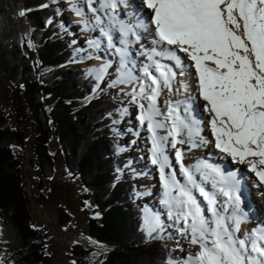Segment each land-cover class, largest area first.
<instances>
[{
  "label": "trees",
  "instance_id": "trees-1",
  "mask_svg": "<svg viewBox=\"0 0 264 264\" xmlns=\"http://www.w3.org/2000/svg\"><path fill=\"white\" fill-rule=\"evenodd\" d=\"M52 1L0 0V74L11 88L14 104L12 118L0 104V256L12 264H51L43 229L31 225L23 163L24 152L30 149L28 161L38 175L34 198L44 206L54 176L49 152L54 140L66 173L84 190L81 205L85 207L89 198L93 203L85 209V235L112 247L97 255L86 245L72 244L69 260L167 264L171 249L141 228L142 211L131 201L129 183L116 171L118 147L111 114L119 104L103 90L95 98V78L87 68L68 64L74 49L61 36V25L51 22L58 13L57 7H50ZM71 223L66 209L59 207V226Z\"/></svg>",
  "mask_w": 264,
  "mask_h": 264
},
{
  "label": "snow or ice",
  "instance_id": "snow-or-ice-1",
  "mask_svg": "<svg viewBox=\"0 0 264 264\" xmlns=\"http://www.w3.org/2000/svg\"><path fill=\"white\" fill-rule=\"evenodd\" d=\"M144 3L153 13L150 20L157 43L168 47L153 51L149 57L152 63L142 69L141 77L127 67L126 51L117 49L121 63L116 83L138 82L129 95L139 108L141 125L146 124L150 134L151 159L159 167L163 186L162 203L168 209V217L176 225H182L178 229L180 234L198 248L185 264H264V227L254 229L247 237L237 236L247 217L241 208L243 193L235 173L225 176L219 168L202 165L207 170L202 179L214 174L219 177L214 187L225 185L219 188L227 197L223 212L217 207L216 195L197 183L183 163L184 184L174 172L166 173L169 139L176 148L185 142L178 138L185 129L190 142L193 135L199 136V129L195 119L189 121L180 115L178 105L169 103L167 112L161 113L158 98L163 89L171 92L175 73L167 64L153 59L161 56L183 66L178 52L188 57L194 67L199 98L210 114L216 148L236 163L248 165L249 171L264 184V0H144ZM106 6L113 10L116 7L109 0ZM75 11L77 16L82 15ZM19 15L24 16L25 12ZM122 31L127 35L130 29L122 25ZM102 33L108 36L111 46L112 37L103 29ZM108 67L106 64L97 70L98 81ZM159 130L167 134L161 136ZM175 156L182 162L180 149ZM194 191L206 201V209ZM229 208L231 214L225 215ZM143 227L151 237L161 232L164 225L159 214L146 212Z\"/></svg>",
  "mask_w": 264,
  "mask_h": 264
},
{
  "label": "bare ground",
  "instance_id": "bare-ground-1",
  "mask_svg": "<svg viewBox=\"0 0 264 264\" xmlns=\"http://www.w3.org/2000/svg\"><path fill=\"white\" fill-rule=\"evenodd\" d=\"M68 2V8L71 12L69 15V19L73 23L72 29L75 30L78 33V36L80 38L79 43L85 44V52L83 55L81 54L79 58V63L85 64V63H91L99 66L100 68L104 65H109L107 68L106 73L104 76H110L115 77L116 80H118L120 76V63H121V57L118 53L117 49H119V45L117 43L111 44V46L107 47L105 49H101L98 45L100 43V40L98 39V35H101L102 29H105L106 24L109 23L107 21L108 19L112 18V15L116 13L118 9L110 10L108 6H106V0H66ZM134 2L135 7L137 10L139 9L138 4L135 2V0H130ZM81 3L86 4V11H84V7L81 6ZM132 5V4H131ZM79 10L82 15L77 16L75 10ZM97 18H99L100 23H97ZM99 25V27H98ZM102 25V26H101ZM98 29H97V28ZM95 29H97V33L95 34ZM94 30V31H93ZM82 52V51H81ZM80 52V53H81ZM127 53V67L132 70L133 74L137 77H141L140 73V67L142 68V64L136 65L137 57L130 54L129 51H126ZM183 68V66H182ZM175 82L173 80L172 82V89L171 92H169L167 89H163L159 98H158V107L161 111V113L164 110L165 104L168 100L173 99L174 101L177 100V97H175L174 93H177L178 91L185 95H191L192 100H194V104L201 107L202 102L198 100V93L196 91V78L195 76H192L191 74H185L181 78V84L188 85V83H191V87L189 88V91L183 89L178 90V80ZM119 85L123 88L124 93L120 95V98L126 101L127 104V111L122 112L121 118L123 123H130V127L126 128L125 130H130L129 135H125V138L123 139L122 143L124 144V148H122L121 156H120V162L122 164H125L126 167L129 165H133L137 169H145L147 170L148 174H145L142 177H139L138 182L141 188H143L142 195L145 198L147 206L152 208L154 212L160 215L161 221L163 222V235L169 236L173 241L178 244L179 250L173 255L172 259L170 260L171 264H185L189 256H192L195 254L196 251H198V248L196 246H193L189 242V238L182 236L179 232V228L182 227V225H176L173 219H170L168 217V209L165 207V205L162 203L163 200V186L160 181V171L158 165H154L152 163L151 159V141L149 139L150 134L147 131V125H141L140 120L138 119L139 116V108L136 104H133L131 102V96L129 93L132 91L134 87H138V82L132 83V84H122L119 83ZM99 87H97L98 89ZM178 90V91H176ZM161 102H163V106H161ZM201 117L202 119L205 118L204 112L201 111ZM199 129V136L193 135L191 142L188 138L187 130L185 129L184 132L179 139L184 140L185 142L183 144H177L176 148H173L171 146V142L169 139V142L166 144V154L169 158V167L165 169L166 173H171L172 170L171 167L175 166L177 167V173L176 178L181 183L184 184L185 182L182 181V177L184 176L181 172V163H183V166L185 169H187V164L193 163L198 157H202V155H211L212 149L211 145L209 143V139L211 138L212 133L209 132L210 128H206L204 126L198 127ZM123 128V131H125ZM122 131V132H123ZM159 135L163 136L166 135L165 130H159ZM137 138H135V136ZM193 144L195 146H193ZM134 147H138L136 150ZM180 149L183 154L182 162H178L176 160V150ZM136 150V151H135ZM133 151L135 153H133ZM170 154L173 155L174 161L172 163V160L170 161ZM127 159V163H125V160ZM129 159V160H128ZM232 162V160H231ZM233 166L234 164L237 165L235 161L232 162ZM240 165V170L243 174L246 175V177L250 181V187L249 191L247 190L246 195L248 196V201L244 203L242 201L241 208L242 211L247 210L246 213V221L247 222H253V224H258L261 222L264 224V199L260 195L259 190L262 189L264 184H260V182L256 181L255 174H250L248 165L246 164H238ZM168 170V172H167ZM253 190H256V192L253 194ZM251 194H250V193ZM144 193H148V196L144 195ZM150 195V196H149ZM142 197V196H141ZM243 197V195H242ZM218 204V209L223 212L224 211V205L227 201H225L223 196L217 195L216 196ZM198 201L201 203V206L203 208H207L206 201L203 200L202 197L197 198ZM222 203V204H221ZM231 208H229L228 212L224 213L225 215H230ZM253 214V215H252ZM259 215V218H258ZM256 220V221H255ZM253 224L249 227H252ZM249 227H245L244 229H240L237 233L238 237L244 238V232L249 229ZM248 232V231H247ZM248 235H250L248 233ZM86 241V240H84ZM91 246H93L96 249H101L100 246L93 243L91 240H87Z\"/></svg>",
  "mask_w": 264,
  "mask_h": 264
},
{
  "label": "rangeland",
  "instance_id": "rangeland-1",
  "mask_svg": "<svg viewBox=\"0 0 264 264\" xmlns=\"http://www.w3.org/2000/svg\"><path fill=\"white\" fill-rule=\"evenodd\" d=\"M59 7L58 13L56 14L54 19H51L52 23H59L63 30L61 35L68 39L71 46L74 49V53L72 56L71 66H87L89 68L88 74L93 75L95 78L97 77V70L100 68L99 66L91 63L81 64L79 63V58L81 54L85 52V44L79 43L80 40L78 33L72 29L73 23L68 18L70 15V11L68 8V2L66 0H54L50 3V7ZM81 6L84 7V11H86V4L81 3ZM95 34L97 33L94 32ZM99 37V35L97 36ZM100 38V37H99ZM82 51V52H81ZM81 52V53H80ZM84 56V55H83ZM97 79V78H96ZM107 81L108 86H101L103 89L104 95H110L114 100H116L120 108L116 111L113 116V123H111L113 133L118 137V151L115 153L117 164L123 167L121 164L120 156L122 152V148H124V144L121 142L125 138V135H129L130 130H125V126H130V123H123L122 121V112L127 110L126 101L120 98V95L124 93L123 88L116 83L115 77L104 76L102 78ZM101 81V79L99 80ZM100 89V90H101ZM94 97H99L100 93L98 90L95 91ZM0 104L3 110L8 114L9 117H13L14 104L11 94V88L6 80L2 78L0 74ZM123 128L125 131H123ZM123 131V132H122ZM29 145V143H28ZM136 149V147H134ZM138 149V147H137ZM49 152L54 159V176L52 180L49 182L48 190L46 191V204L41 206L36 202L34 198L35 186L34 180L38 179L37 171L34 167H32L27 161L28 158L31 157V150L27 149L24 152V163H23V188L27 199V206L31 216V225L34 228H41L44 231V241L47 247V253L50 256L51 264H73L68 258V247L72 244L78 243V241L90 240L86 237V227L88 215L85 213V209L89 210L93 206L91 198L85 202V207L81 205L82 202V194L84 192L82 186L80 185L78 180H72L69 178L66 173V169L63 164V156L57 145V143L53 140L49 144ZM135 153V152H133ZM129 160V159H128ZM171 161V158H170ZM127 163V159L125 160ZM133 165H129L126 169H120L121 175L125 178L128 176L127 180L131 181L134 176L131 174V167ZM135 167V166H133ZM137 167V165H136ZM135 167V168H136ZM137 169V168H136ZM134 189V185H133ZM143 191V188H142ZM138 190L134 191V195ZM139 203L144 213L147 212L146 203H142L140 199H134ZM59 207H64L68 213V216L71 218L72 223L66 227L61 228L58 224V210ZM153 235H159L164 241L168 242L172 248V255H174L178 250V244H176L173 239H169L164 236L161 232L153 233ZM84 241V242H86ZM88 243V242H86ZM96 254H100L104 252L103 250L93 249ZM171 255V257H173ZM172 259V258H171ZM170 259V260H171ZM0 264H12L9 262L8 258H2L0 256ZM171 264V262L169 263Z\"/></svg>",
  "mask_w": 264,
  "mask_h": 264
},
{
  "label": "water",
  "instance_id": "water-1",
  "mask_svg": "<svg viewBox=\"0 0 264 264\" xmlns=\"http://www.w3.org/2000/svg\"><path fill=\"white\" fill-rule=\"evenodd\" d=\"M93 243H95V244H97L98 246H100L101 247V249L100 250H111L112 249V247H109V246H107V245H103V244H100V243H96V242H94V241H92ZM83 244H85V245H87L89 248H94L93 246H91L89 243H86V242H82Z\"/></svg>",
  "mask_w": 264,
  "mask_h": 264
}]
</instances>
